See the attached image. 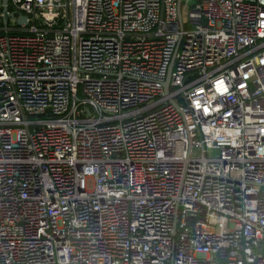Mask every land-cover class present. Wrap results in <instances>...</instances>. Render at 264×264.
<instances>
[{
  "label": "built area",
  "instance_id": "2783aa9c",
  "mask_svg": "<svg viewBox=\"0 0 264 264\" xmlns=\"http://www.w3.org/2000/svg\"><path fill=\"white\" fill-rule=\"evenodd\" d=\"M3 7L0 264H264V0Z\"/></svg>",
  "mask_w": 264,
  "mask_h": 264
},
{
  "label": "water",
  "instance_id": "95a60500",
  "mask_svg": "<svg viewBox=\"0 0 264 264\" xmlns=\"http://www.w3.org/2000/svg\"><path fill=\"white\" fill-rule=\"evenodd\" d=\"M2 1H3V5H4V7L2 9V13H3V16H4V20H6L7 17H8V14H7V0H2ZM178 2H180V0H178ZM178 16H179V19H180V13H178ZM24 21H25L24 18H21L19 20L20 23L24 22ZM170 75H171V67H170V69L168 71V74H167V77H166V80H165V83H164V90H165L166 93H168V83H169V80H170Z\"/></svg>",
  "mask_w": 264,
  "mask_h": 264
},
{
  "label": "snow or ice",
  "instance_id": "6c2138e0",
  "mask_svg": "<svg viewBox=\"0 0 264 264\" xmlns=\"http://www.w3.org/2000/svg\"><path fill=\"white\" fill-rule=\"evenodd\" d=\"M243 86V85H241ZM217 91L220 92L221 95H223L224 93H226L228 91V88L224 85L223 81L218 82L217 84ZM200 107L199 102H197V108ZM218 110V109H217ZM209 111L208 107L204 108V112L207 113Z\"/></svg>",
  "mask_w": 264,
  "mask_h": 264
}]
</instances>
